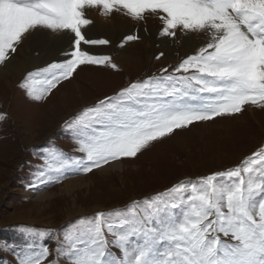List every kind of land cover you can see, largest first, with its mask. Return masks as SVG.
Masks as SVG:
<instances>
[{
    "label": "snow or ice",
    "instance_id": "1",
    "mask_svg": "<svg viewBox=\"0 0 264 264\" xmlns=\"http://www.w3.org/2000/svg\"><path fill=\"white\" fill-rule=\"evenodd\" d=\"M88 9L106 18L114 12L133 21L154 17L162 24L161 37L175 41L179 32L204 43L171 72L165 67L161 75L134 82L66 121L83 156L69 158L49 148L36 173L45 187L135 159L177 130L235 117L247 105L264 109V0H0V65L39 30L70 37L64 60L29 72L19 85L30 99H46L82 66L118 70L110 56L83 47L110 43L82 31L93 23ZM139 38L129 34L120 47ZM105 231L115 239L107 240ZM65 241L67 248L56 252L69 264H264V146L226 172L82 220ZM14 254L19 264H44L49 250L33 245Z\"/></svg>",
    "mask_w": 264,
    "mask_h": 264
},
{
    "label": "rangeland",
    "instance_id": "2",
    "mask_svg": "<svg viewBox=\"0 0 264 264\" xmlns=\"http://www.w3.org/2000/svg\"><path fill=\"white\" fill-rule=\"evenodd\" d=\"M82 31L89 39L86 28ZM146 35L149 37L150 33ZM26 40L18 46V54L20 49L25 50ZM176 44H180L178 50L183 49L181 41ZM96 46L99 45H95L93 54L110 56L118 70L82 66L73 78L61 82L41 101L30 99L19 86L35 69L12 79L10 87L0 85V113L6 114V118L0 120V264L6 261L19 264L14 252L30 250L33 245L36 250L41 245L47 246L49 256L44 264L53 261L69 264L64 256L57 255L56 249L58 246L67 248L65 233L72 226L94 218L97 213H114L134 201L157 197L188 179L197 181L226 172L264 146V109L247 105L245 111L235 117H217L214 121L197 123L154 142L137 158L123 160L122 172L102 173L98 169L87 176L67 178L45 187L39 183L36 173L40 166H45L41 157L49 148L58 149L69 158L83 156L76 151L78 145L71 132L64 127L66 121L105 97L116 96L134 82L161 75L165 67L171 72L192 55L184 50L179 60L172 63L144 60L128 67L117 60L114 53L96 52ZM58 60L63 59L49 63ZM61 94L66 95L61 99ZM28 125L32 130L25 136L24 128ZM80 177L86 179L77 180ZM71 180L73 183L67 193L65 183ZM29 229L31 231H26ZM105 237L112 241L113 236L106 231ZM5 246L12 250H4ZM109 250L115 249L109 246Z\"/></svg>",
    "mask_w": 264,
    "mask_h": 264
},
{
    "label": "bare ground",
    "instance_id": "3",
    "mask_svg": "<svg viewBox=\"0 0 264 264\" xmlns=\"http://www.w3.org/2000/svg\"><path fill=\"white\" fill-rule=\"evenodd\" d=\"M86 16L93 21V23L86 28L87 34L90 37L89 39L103 35L110 41L108 45L96 46L98 48L96 52L104 51L108 54L114 53L117 60L124 63V65H128V67L130 65H139L144 60H156L157 64L172 63L175 62L176 59L179 60L184 50L186 53L191 52V54H194L204 43L201 37H194L192 35L184 36L179 32V39L175 41L168 37H161L159 31L162 24L154 17H150L146 21H133L122 13L114 12L110 17L106 18L101 16L96 9L86 10ZM147 32L150 33L149 37L146 35ZM129 34L138 35L140 38L136 41L128 42L121 48V42L124 37ZM178 41L182 42L183 49L181 50H178L180 45L176 44ZM69 43L70 37L68 35L55 34L48 30H39L34 36L27 38L24 43V51L20 49L19 54L17 52L12 54V58L9 61L0 65V85L5 88L10 87L12 79L22 77L26 74V71L30 69L42 67L54 59L64 60L65 57L62 53L69 47ZM83 47L91 52H95V48L92 49L89 45H83ZM161 52H163L164 55L157 60L156 56ZM76 88L79 89V87ZM65 95L66 94H61V99L64 98ZM30 130L32 129L29 125L25 126V136L30 135ZM27 142L29 145L32 144L30 143L31 140H27ZM122 164V161H116L98 171L102 173L109 172L110 170L122 172ZM123 173H125V170H123ZM85 179L86 177H80L77 180L83 181ZM72 183L73 180L65 183L67 193L70 191ZM74 187L76 186L74 185ZM26 222L35 223L30 221Z\"/></svg>",
    "mask_w": 264,
    "mask_h": 264
}]
</instances>
